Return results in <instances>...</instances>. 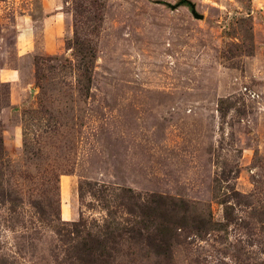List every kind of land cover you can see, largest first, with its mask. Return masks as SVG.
Listing matches in <instances>:
<instances>
[{
	"label": "rangeland",
	"instance_id": "obj_1",
	"mask_svg": "<svg viewBox=\"0 0 264 264\" xmlns=\"http://www.w3.org/2000/svg\"><path fill=\"white\" fill-rule=\"evenodd\" d=\"M181 1L0 0V264H264V0Z\"/></svg>",
	"mask_w": 264,
	"mask_h": 264
},
{
	"label": "trees",
	"instance_id": "obj_2",
	"mask_svg": "<svg viewBox=\"0 0 264 264\" xmlns=\"http://www.w3.org/2000/svg\"><path fill=\"white\" fill-rule=\"evenodd\" d=\"M182 3H187V2H185V0H182L181 1ZM180 2V3H181ZM190 5V4H189ZM190 7H191V5H190ZM80 189H83V185H81L80 186ZM167 213H168V215H170L169 213H170V211H167ZM172 217H174V216H172ZM163 227H165V230L167 231V232H170V231H174V232H176V231H178V228L180 229V228H182V226H181V224L179 223V222H177V221H172V219H169V220H165V224L163 225ZM160 231L162 232V233H164L165 234V232H164V228H162V229H160ZM139 235H141L142 234V232H137ZM128 238H127V240L128 239H131V240H137V239H139V236L138 235H134V234H128V236H127ZM108 239H110V238H108ZM107 241V240H106ZM103 244V240L102 241H100V240H98V239H93L92 240V242L90 243V245H88L87 247H88V250L87 251H85V253H83V259H82V261H83V264H111V262H108V261H105V260H99V258L98 257H96V256H94L95 255V253H99V251H98V249L99 248H101V247H99V248H94V249H92L91 247L92 246H100V245H102ZM87 245V244H86ZM104 247V246H103ZM102 247V248H103ZM163 248L164 249H168V245H164L163 246ZM98 256H100V257H102L103 256V253L102 252H100V254H98ZM100 261V262H99Z\"/></svg>",
	"mask_w": 264,
	"mask_h": 264
},
{
	"label": "crops",
	"instance_id": "obj_3",
	"mask_svg": "<svg viewBox=\"0 0 264 264\" xmlns=\"http://www.w3.org/2000/svg\"><path fill=\"white\" fill-rule=\"evenodd\" d=\"M59 14V13H58ZM58 14H56L55 16H53L52 18L54 19V18H56L57 16H58ZM51 21V20H50ZM26 30H27V28H25ZM22 34L23 33H18V37H17V41H18V43H19V45H23V38H25L24 36H22ZM26 34L28 35V38L30 37V34H29V32H26ZM30 39V38H29ZM26 41H28V39H26ZM27 43V42H26ZM3 73H1V75H2ZM7 75H9V77H14L13 76V73H9V74H7ZM8 79V78H7ZM7 81H11V80H7ZM65 188H64V190H63V193H64V195H65V201H67V199H68V196H69V193H67V191H66V193H65ZM66 204H64V206H65ZM63 206V208H64V211H65V207ZM67 209V208H66ZM66 212H63V215H64V217H66V214H65ZM67 213H69V215L70 216H72V211H70L69 212V210H67ZM66 219V218H65Z\"/></svg>",
	"mask_w": 264,
	"mask_h": 264
},
{
	"label": "water",
	"instance_id": "obj_4",
	"mask_svg": "<svg viewBox=\"0 0 264 264\" xmlns=\"http://www.w3.org/2000/svg\"><path fill=\"white\" fill-rule=\"evenodd\" d=\"M185 2H187V1L185 0ZM187 3H188V2H187ZM188 4H190V2H189ZM190 5H191V10H192L193 15H194L196 18L203 19L202 16H199V15L197 14L195 7H194L192 4H190ZM177 6H178V5H177Z\"/></svg>",
	"mask_w": 264,
	"mask_h": 264
},
{
	"label": "built area",
	"instance_id": "obj_5",
	"mask_svg": "<svg viewBox=\"0 0 264 264\" xmlns=\"http://www.w3.org/2000/svg\"><path fill=\"white\" fill-rule=\"evenodd\" d=\"M249 92H250V91H249ZM254 96H255V95H254L253 93L250 92V97L252 98V97H254Z\"/></svg>",
	"mask_w": 264,
	"mask_h": 264
},
{
	"label": "bare ground",
	"instance_id": "obj_6",
	"mask_svg": "<svg viewBox=\"0 0 264 264\" xmlns=\"http://www.w3.org/2000/svg\"><path fill=\"white\" fill-rule=\"evenodd\" d=\"M67 215H69L67 212H66Z\"/></svg>",
	"mask_w": 264,
	"mask_h": 264
}]
</instances>
